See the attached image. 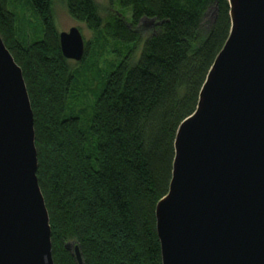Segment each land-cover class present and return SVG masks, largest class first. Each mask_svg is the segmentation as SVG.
I'll return each instance as SVG.
<instances>
[{
    "label": "trees",
    "instance_id": "obj_1",
    "mask_svg": "<svg viewBox=\"0 0 264 264\" xmlns=\"http://www.w3.org/2000/svg\"><path fill=\"white\" fill-rule=\"evenodd\" d=\"M54 1L0 0V37L33 112L53 263L76 264L72 242L83 264H161L155 206L168 191L178 126L228 36V2L117 0L120 10L103 17L94 0H63L93 33L71 68Z\"/></svg>",
    "mask_w": 264,
    "mask_h": 264
},
{
    "label": "water",
    "instance_id": "obj_2",
    "mask_svg": "<svg viewBox=\"0 0 264 264\" xmlns=\"http://www.w3.org/2000/svg\"><path fill=\"white\" fill-rule=\"evenodd\" d=\"M227 2L228 36L178 126L168 191L155 206L161 264H264V0ZM59 47L79 62V29L60 32ZM36 171L26 84L0 37V264H54ZM65 248L83 264L77 246Z\"/></svg>",
    "mask_w": 264,
    "mask_h": 264
},
{
    "label": "rangeland",
    "instance_id": "obj_3",
    "mask_svg": "<svg viewBox=\"0 0 264 264\" xmlns=\"http://www.w3.org/2000/svg\"><path fill=\"white\" fill-rule=\"evenodd\" d=\"M94 1L96 2L97 6L99 7L100 14L103 17H105L106 15H108L110 13H116L120 10L119 6L117 4V0H94ZM52 10H53V15H54V23H55L56 29L59 33L60 32H67L70 28L76 27L79 29V31L83 37L84 43L92 42L93 33L91 31H89L84 24L75 22L72 18L69 17L63 0H55ZM124 16H125L126 20L129 21L131 18V10L130 9L125 10ZM31 28H33V27L31 26ZM148 28H146V29H148ZM29 35H30V39L32 40L34 38L33 37L34 34L29 32ZM148 35H149V32L144 31L142 34V37L145 38ZM139 52H140V47L138 48V51L136 52V58L138 57ZM105 57H106L107 62H110L113 60V58L109 54H107ZM68 64L71 68H74L75 66H77L78 62L68 60ZM91 101H92V98L89 97L88 100L85 102V104L89 105Z\"/></svg>",
    "mask_w": 264,
    "mask_h": 264
}]
</instances>
